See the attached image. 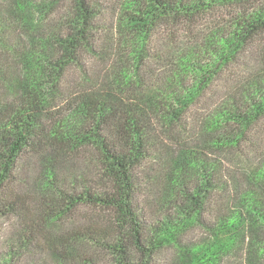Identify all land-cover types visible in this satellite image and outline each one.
<instances>
[{"label": "trees", "instance_id": "1", "mask_svg": "<svg viewBox=\"0 0 264 264\" xmlns=\"http://www.w3.org/2000/svg\"><path fill=\"white\" fill-rule=\"evenodd\" d=\"M26 5L28 20L19 13L10 18L23 22L32 32L25 48L18 52L16 76L12 73L7 78L0 73L10 92L0 100V218H16L26 230L27 243L36 247L39 237L62 258L75 252V244L85 242L92 249L107 251L114 264H151L159 249L177 243L180 233L200 221L202 207L216 183L213 180L223 179V174L199 163L202 161L194 164L199 173L194 186L183 182L180 200L174 203L176 213L147 227L135 208L133 176L147 150L144 120L148 113H156L163 121L178 122L243 48L264 35V3L126 0L119 19L139 47L137 52L161 26L195 24L219 11L231 20L225 34L216 31L206 38L200 51L203 59L193 51L180 56V72L191 79L187 85L176 83L171 91L149 93V88L140 87V79L138 85L132 82L133 71L121 70L104 89L81 91L63 107L52 104L50 96L62 71L76 63L90 45L94 8L90 0H31L25 5L20 0L16 7L23 11ZM208 128L214 132L211 144L215 148L247 145L260 152L264 147V89L215 108ZM36 154L51 160L91 156L99 166L98 179L68 189L63 182L57 184V173H43L46 184H57L56 194L53 202L42 201L36 207V196L29 201L16 188L20 163ZM183 175L175 173L172 180L182 182ZM247 175V180L261 184L264 165ZM34 188L36 191V180ZM238 201L237 208L218 218L209 239L182 256L181 264H220L244 242L247 225L254 230L264 227V197L248 190L240 193ZM45 207L51 212L42 213ZM81 207L97 210L101 217L82 222L77 215ZM68 221L66 231L51 230L54 222L59 227V222ZM249 244L255 255L264 256V242L253 232Z\"/></svg>", "mask_w": 264, "mask_h": 264}, {"label": "rangeland", "instance_id": "2", "mask_svg": "<svg viewBox=\"0 0 264 264\" xmlns=\"http://www.w3.org/2000/svg\"><path fill=\"white\" fill-rule=\"evenodd\" d=\"M21 1L25 5L31 0ZM125 1L90 0L95 11L90 45L83 49L76 63L67 66L60 74L56 90L50 96L52 104L58 103L63 107L64 102L81 91L104 89L106 82L121 70L133 71L132 82L136 84L140 79V87L149 88V93H155L157 89L171 91L176 83L187 85L191 79L180 72V56L193 51L199 60L203 59L200 51L201 46L207 43L206 38L216 31L225 34L231 20L224 11H219L214 16L213 13L203 16L195 24L161 26L149 37L147 46L137 52L139 47L133 44L131 34L119 19ZM18 2L20 0H0V73L7 78L12 73L16 76L20 65L18 52L25 48L32 34L26 24L10 19L13 13L29 19L28 5L22 7L21 11L16 7ZM260 3L263 4L264 0H260ZM2 76L0 100L10 94L6 89L8 83ZM263 89L264 35H261L253 44L243 48L229 69L215 78L213 85L189 106L178 122L169 123L161 120L163 118L156 113H148L144 120L146 154L133 169L136 183L134 204L147 227L176 213L174 203L180 200L183 182L187 187L194 186L199 173V167L194 168V164L202 161L199 163L223 174V179L215 177L216 180H213L216 183H213L214 188L210 189L202 207L200 221L180 233L177 243L159 249L151 264H181L186 252L210 238V229L218 218L228 210L237 208L239 195L243 191L252 190L264 197V182L257 184L247 180L248 173L264 165V147L260 152L249 149L247 145L232 149L215 148L211 144L214 132L208 128L215 108L231 101L238 102L242 97ZM56 108L57 105L53 106V109ZM98 168L91 156L51 160L37 154L28 155L17 170L16 188L29 201L36 196L37 207L42 201H54L57 184L61 186L63 182L64 187L69 189L71 185L75 186L73 184L94 183L98 179ZM43 173H57L60 180L52 187L43 180ZM175 173H185L184 181H173ZM41 212L45 214L51 210L45 207ZM77 215L82 222L86 218L101 217L99 211L85 207L79 208ZM68 223L59 222L57 227L58 223L54 222L51 230L56 233L66 231L70 226ZM252 232L264 242V227L254 230L247 225L244 242L234 252L224 256L220 264H264V256L255 255L250 247ZM25 234L26 230L16 218H0V264H114L112 255L107 251L92 249L85 242L75 244V252L62 258L39 237H36V247L27 243Z\"/></svg>", "mask_w": 264, "mask_h": 264}]
</instances>
